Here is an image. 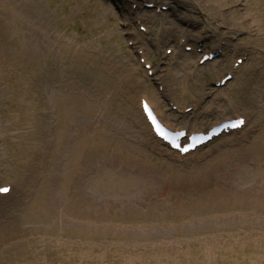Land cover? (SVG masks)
<instances>
[{"label": "rangeland", "instance_id": "rangeland-1", "mask_svg": "<svg viewBox=\"0 0 264 264\" xmlns=\"http://www.w3.org/2000/svg\"><path fill=\"white\" fill-rule=\"evenodd\" d=\"M129 1L0 0V264H264V0ZM141 98L248 124L185 161Z\"/></svg>", "mask_w": 264, "mask_h": 264}, {"label": "bare ground", "instance_id": "bare-ground-1", "mask_svg": "<svg viewBox=\"0 0 264 264\" xmlns=\"http://www.w3.org/2000/svg\"><path fill=\"white\" fill-rule=\"evenodd\" d=\"M127 16H129L128 15V13H127ZM126 22V21H125ZM244 53H245V51H243ZM210 64L211 63H207V64H205L204 65V67H207V66H210ZM231 72H233L232 70H231ZM232 74V73H231ZM139 108H140V115H142V117H143V119H144V121H146L145 120V117H144V115H143V113H142V110H141V107H140V99H139ZM91 108H92V104H88V109L89 110H91ZM156 113H157V111H156ZM182 115V114H181ZM225 114H220L219 115V117L218 118H216V120L218 121L216 124H219L220 122H222V121H225V120H228V119H230V118H225V119H222V118H224L223 116H224ZM157 116L160 118V120L164 123L165 121L162 119V117H161V115L160 114H158L157 113ZM188 116V115H187ZM222 117V118H221ZM146 123V122H145ZM165 125H169L171 128L173 127H175V129H183V127H180V128H176L177 126H174V123H170V122H168V121H166L165 123H164ZM211 123L210 122H208V121H203L202 123H196V124H194V123H190V132H202V131H200L199 129L200 128H202V127H207V129H209L210 127H212V126H214V125H216V124H214V125H210ZM147 125V127H148V124H146ZM176 125V124H175ZM179 125H181V124H178V126ZM246 127V126H245ZM148 128H150V127H148ZM150 131H151V129H150ZM153 141H152V143L153 144H160V145H163L159 140H156L155 138L154 139H152ZM95 144L93 143V140L90 138V139H88L86 142H84V143H80L79 145H77V148H76V154H75V158H74V163L76 164H74V169H67V172L65 173V177H66V181L67 182H69L70 184H71V186H72V189H73V183H72V181L70 180V178H71V174H72V170H73V176H74V178H75V176L77 175V171H78V166H79V164H80V158L82 157V155H84V153H89V152H93L94 150H95ZM191 154H188L187 156H190ZM186 156V157H187ZM84 166V165H83ZM79 172H80V174H84V169L83 168H81V169H79ZM85 177H88L87 175H86V173H85ZM74 198H75V194H73V200H74ZM77 201H79V199H77Z\"/></svg>", "mask_w": 264, "mask_h": 264}, {"label": "snow or ice", "instance_id": "snow-or-ice-1", "mask_svg": "<svg viewBox=\"0 0 264 264\" xmlns=\"http://www.w3.org/2000/svg\"><path fill=\"white\" fill-rule=\"evenodd\" d=\"M0 191H6V189H0Z\"/></svg>", "mask_w": 264, "mask_h": 264}]
</instances>
